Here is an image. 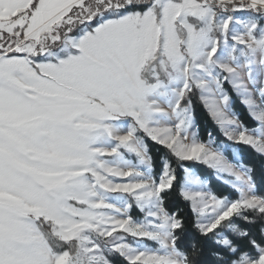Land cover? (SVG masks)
<instances>
[{"label": "snow or ice", "instance_id": "1", "mask_svg": "<svg viewBox=\"0 0 264 264\" xmlns=\"http://www.w3.org/2000/svg\"><path fill=\"white\" fill-rule=\"evenodd\" d=\"M0 264H264V0H0Z\"/></svg>", "mask_w": 264, "mask_h": 264}, {"label": "trees", "instance_id": "2", "mask_svg": "<svg viewBox=\"0 0 264 264\" xmlns=\"http://www.w3.org/2000/svg\"><path fill=\"white\" fill-rule=\"evenodd\" d=\"M237 111H240L243 113L244 109L242 106L237 105ZM196 118H197V127L199 129V137L202 140L207 141L208 133L211 132L213 134V136L216 138L217 143L223 142L225 144H231V142L227 141L221 135L217 125L208 116V114L205 112V110L202 107H200L199 105H197V107H196ZM242 119H244L245 123H247L249 125L252 124V121L247 117L246 114H244L242 116ZM231 145L238 147V149L242 155V159L246 158L249 155V153L251 152V150L247 146L237 145V144H231ZM150 147H152L153 156L156 158V173L158 174V172H159V156L164 154V150L162 148H160L159 146H157L155 144H151V143H150ZM185 163H186V166L195 170L198 173V175H200L203 179H208L212 191L215 194H217L218 196L224 195V196H229L230 198H233L235 196V194L232 192V190L228 186L223 185L222 183H220L219 181H217L214 178L213 172L208 167H206L205 165L193 163V162H185ZM173 166L177 167L178 174L181 177H183V175H184L183 172L176 165L175 162H174ZM170 210H179L186 217H188L189 220L191 219V213H190L186 203L183 202L178 196H174L172 198ZM132 214L136 218H140V216H141V214H139V212H137V211H134Z\"/></svg>", "mask_w": 264, "mask_h": 264}, {"label": "rangeland", "instance_id": "3", "mask_svg": "<svg viewBox=\"0 0 264 264\" xmlns=\"http://www.w3.org/2000/svg\"><path fill=\"white\" fill-rule=\"evenodd\" d=\"M233 150L235 151V153L242 159V155H241V153H240V151H239V149H238V147H236V146H233V145H231V147H230V149H229V151L226 153V155H228L229 156V159H231V157H232V152H233ZM189 162H193V163H198V164H202V163H199V162H195V161H189ZM202 165H204V164H202ZM206 166V165H205ZM206 167H208V166H206ZM209 168V167H208ZM212 172H213V176H214V178L217 180V181H219L220 183H222L219 179H217L216 178V174H215V171L213 170V169H211V168H209ZM193 171H195V170H193ZM196 172V171H195ZM197 173V172H196ZM198 174V173H197ZM205 180H207L208 181V187H209V189L212 191V189H211V187H210V183H209V180L208 179H205ZM223 185H226V184H224V183H222ZM227 186V185H226ZM213 192V191H212ZM140 214V213H139Z\"/></svg>", "mask_w": 264, "mask_h": 264}]
</instances>
